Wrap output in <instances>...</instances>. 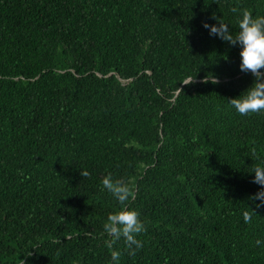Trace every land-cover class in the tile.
Returning <instances> with one entry per match:
<instances>
[{
    "label": "trees",
    "instance_id": "obj_1",
    "mask_svg": "<svg viewBox=\"0 0 264 264\" xmlns=\"http://www.w3.org/2000/svg\"><path fill=\"white\" fill-rule=\"evenodd\" d=\"M233 8L264 0H0V264H112L108 173L147 228L119 264H264V113L202 26Z\"/></svg>",
    "mask_w": 264,
    "mask_h": 264
},
{
    "label": "clouds",
    "instance_id": "obj_2",
    "mask_svg": "<svg viewBox=\"0 0 264 264\" xmlns=\"http://www.w3.org/2000/svg\"><path fill=\"white\" fill-rule=\"evenodd\" d=\"M234 13H238V29L235 33L227 23L220 19L215 25L207 23L202 26L208 30L210 36H215L231 46L239 48V70L245 74H251L253 83L237 98L230 99L228 106L240 116L264 113V15L254 16L249 10H238L233 8ZM215 19V17H213ZM193 79L189 80L190 84ZM213 84L219 83L217 78H212ZM252 183L260 186V190L253 199L259 200L264 205V166H258L253 171ZM88 176L87 171L82 173ZM102 191L109 193L121 208L106 218L103 225V232L110 239L106 241V246L111 251L112 264H119L120 252L114 249L117 241L123 240L130 255H135L136 251L143 247V241L138 239L140 235L147 231L145 223L140 218V213L135 209H130L128 204L134 198V192L123 180H114L111 173H108L101 180ZM259 206V205H258ZM254 213L245 212L243 222L251 223ZM257 246L264 245V241L257 240Z\"/></svg>",
    "mask_w": 264,
    "mask_h": 264
}]
</instances>
